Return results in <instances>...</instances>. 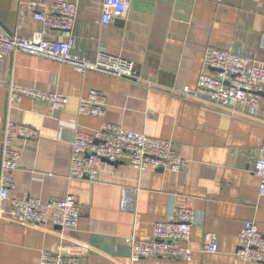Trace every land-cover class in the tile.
<instances>
[{"label":"crops","instance_id":"obj_1","mask_svg":"<svg viewBox=\"0 0 264 264\" xmlns=\"http://www.w3.org/2000/svg\"><path fill=\"white\" fill-rule=\"evenodd\" d=\"M47 5L76 4L74 51L94 59L98 52L132 62L138 78L130 80L25 53L0 59V138L4 118L40 130L36 140L14 137L20 152L11 197L29 195L45 202L68 195L80 216L73 229L30 224L9 216L0 201V264H38L42 251L72 248L80 264H264L236 254L237 234L246 220L264 233V196L258 195L253 163L264 141V94L255 114H232L187 101L167 92L193 88L208 47L251 51L264 60V0H128L122 16L102 23L103 0H44ZM28 0H0V26L29 37L39 22ZM62 40L66 34L49 30ZM14 83L65 94L61 110L23 98L9 104L7 85ZM97 92L106 97L100 116L78 115L77 97ZM104 123L172 142L189 160L183 171L149 167L137 173L125 159L100 164L98 178L68 177L74 130L93 133ZM139 186L136 212L119 208L120 187ZM176 208L192 209L187 245L191 259L144 257L132 261L128 236L147 239L154 224ZM217 252L204 251L208 234Z\"/></svg>","mask_w":264,"mask_h":264},{"label":"built area","instance_id":"obj_2","mask_svg":"<svg viewBox=\"0 0 264 264\" xmlns=\"http://www.w3.org/2000/svg\"><path fill=\"white\" fill-rule=\"evenodd\" d=\"M128 4V0H103L102 23H109L114 17L125 14ZM27 5L39 22V29L25 37L9 34L0 26V59L19 52L69 64L80 73L91 70L118 78H138L134 65L124 57L98 52L94 59H89L74 51L76 4L59 1L47 5L44 0H28ZM49 30L64 32L66 37L62 40L48 38L45 33ZM203 62L205 66L213 68V72H200L193 88L185 86L177 90L173 87L167 92L232 114L257 112L264 94V60L258 59L251 51L208 47ZM7 98L9 104L23 98L45 102L54 110L65 108L69 101L65 94L14 83L7 85ZM106 104L103 94L89 92L79 95L77 114L100 116ZM40 135V130L35 127L14 122L7 116L4 118L0 138V201H9V216L17 222L36 225L49 223L73 229L80 216L74 196L45 202L27 194L21 197L10 196V191L15 187L13 174L20 158L13 139L36 140ZM70 144L68 177L91 182L97 180L100 164L104 161L125 159L137 173L149 167L183 171L189 164V160L174 148L172 142L128 130L118 124L104 123L90 134L74 130ZM253 171L258 178V195L264 196V141L254 160ZM139 190L136 185L120 187L121 211L132 214L136 212ZM194 216L192 209L176 208L170 218L154 224L150 238L128 236L130 259L170 257L190 260L191 251L187 241ZM204 241V251L217 252L214 234L208 233ZM235 254L245 262H264V233L252 220L243 222L237 234ZM38 264H80V254L72 248L46 250L41 252Z\"/></svg>","mask_w":264,"mask_h":264},{"label":"water","instance_id":"obj_3","mask_svg":"<svg viewBox=\"0 0 264 264\" xmlns=\"http://www.w3.org/2000/svg\"><path fill=\"white\" fill-rule=\"evenodd\" d=\"M212 70H214L213 68H211ZM114 163V162H113Z\"/></svg>","mask_w":264,"mask_h":264}]
</instances>
